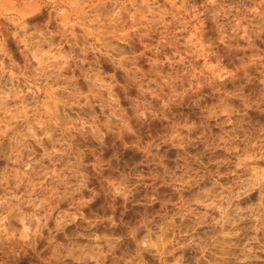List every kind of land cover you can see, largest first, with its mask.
<instances>
[{
  "label": "rangeland",
  "instance_id": "374dc122",
  "mask_svg": "<svg viewBox=\"0 0 264 264\" xmlns=\"http://www.w3.org/2000/svg\"><path fill=\"white\" fill-rule=\"evenodd\" d=\"M0 264H264V0H0Z\"/></svg>",
  "mask_w": 264,
  "mask_h": 264
},
{
  "label": "clouds",
  "instance_id": "9594fccd",
  "mask_svg": "<svg viewBox=\"0 0 264 264\" xmlns=\"http://www.w3.org/2000/svg\"><path fill=\"white\" fill-rule=\"evenodd\" d=\"M95 123V122H94ZM99 127L100 125L97 123L96 126L93 128V133H97L99 131ZM193 136L196 135L195 130L192 131L191 133ZM95 138V137H94ZM178 143H187L186 139H179ZM83 147L87 150L88 145H83ZM198 162V160H196L195 158L185 155L182 156L180 160L175 161V168L177 170H182L183 171V175L181 177H179L178 179L175 177V173L174 171H172L171 169H168L164 166V163L161 162L157 157H153L151 160L149 161H145V163H150L152 164L155 168H163V174L160 175L157 172H153L152 175L150 176H146L144 173H142L139 170V165L136 163H133L131 165L125 164L121 161H118L117 167H124L125 169H127L129 171V175L127 176V180H128V185H126V189L127 191H118L116 194L117 195H124V196H128L130 194H132V191L134 188H136L138 185L143 184L144 181L146 179H150L153 182L157 179H161L165 184L170 183V181L168 179H166V177H169L170 175L173 177V179L171 180V183L175 184V183H188V180H186L184 177H186L189 173V171H191L192 169V164ZM33 219H35V217H33Z\"/></svg>",
  "mask_w": 264,
  "mask_h": 264
}]
</instances>
